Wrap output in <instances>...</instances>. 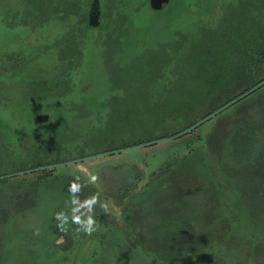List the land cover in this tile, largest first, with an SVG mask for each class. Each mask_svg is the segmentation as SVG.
<instances>
[{
	"label": "rangeland",
	"instance_id": "rangeland-1",
	"mask_svg": "<svg viewBox=\"0 0 264 264\" xmlns=\"http://www.w3.org/2000/svg\"><path fill=\"white\" fill-rule=\"evenodd\" d=\"M69 1L0 0V176L174 134L259 81L240 71L259 0H100L97 28ZM0 188L6 263L264 264V87L180 139Z\"/></svg>",
	"mask_w": 264,
	"mask_h": 264
},
{
	"label": "trees",
	"instance_id": "trees-1",
	"mask_svg": "<svg viewBox=\"0 0 264 264\" xmlns=\"http://www.w3.org/2000/svg\"><path fill=\"white\" fill-rule=\"evenodd\" d=\"M34 1V0H33ZM36 2H38V1H41V2H46V0H35ZM48 1V0H47ZM54 3H55V6H52L51 5V7H49L50 8V10H49V13H52V15L54 16L55 14H54V11H56V13H58L59 15H61V16H63V13H61V12H59L58 10H57V7L61 4V3H64L65 2V4L67 3V0H64V2H61V0H52ZM72 1H74V0H70L69 2H71L72 3ZM114 1H116L115 2V5L117 6V8H118V11L119 12H121V11H123L122 9L123 8H125V5H126V2H127V0H114ZM126 1V2H125ZM132 1V0H131ZM138 1V0H137ZM260 2H259V6L258 7H260V8H258V7H254L255 9L254 10H252V15H253V18L255 19L254 21H255V24H259L260 25V27L261 28H257V27H255V32L251 35V37H250V40L247 42V44L245 45L246 46V48H247V51H244V54H243V57L245 58V60H244V62L242 63V64H240L241 65V67H240V71H242V72H247V71H252V72H254V74H255V76H257L259 79V81L255 84V85H253L251 88H253L254 86H256L257 84H259L260 82H262L263 80H264V4H263V2H264V0H259ZM61 2V3H60ZM124 2V3H123ZM134 2V1H133ZM100 3H101V1H100ZM125 4V5H124ZM42 5H44V4H42ZM47 5V4H46ZM46 5H45V7H43V10H46V9H49L48 8V5H47V7H46ZM122 6V7H121ZM76 7H78L77 8V10H80V8L83 10V7L81 6V5H78L77 3H76ZM45 12V11H44ZM48 12V11H47ZM118 12V13H119ZM121 15H123V13H120ZM89 15V14H88ZM75 16L77 17H80V15H76L75 14ZM117 16H119L118 14L115 16V18L117 17ZM102 17H103V14H102ZM88 18H89V16H88ZM103 20V19H102ZM256 30H262V31H260V32H256ZM76 48L78 47V45L77 46H75ZM75 47H74V49L73 48H71V51H75V50H77V51H81L80 50V44H79V50L78 49H75ZM173 53H175V51H172V52H170V54L168 55V58H172V60H171V62H174L175 60V58H174V54ZM176 55V54H175ZM70 57H74V56H70ZM142 57H144L145 59L147 58V55H144V56H142ZM164 57H166V55L164 56ZM77 60H78V58H79V56H76L75 57ZM143 59V58H142ZM72 60V59H71ZM151 63H153V61L151 62ZM134 63H133V61L129 64L130 66H132ZM135 64H138L137 63V61H136V59H135ZM130 69H127L126 71H125V74H127L128 73V71H129ZM134 72H137L136 70H134ZM143 72V71H142ZM112 73V72H111ZM144 74H145V71L143 72ZM148 73V72H147ZM146 73V74H147ZM138 74H140L139 72H138ZM113 75V74H112ZM223 85H225L224 83H223ZM151 87V86H150ZM251 88H249L248 90H250ZM248 90H246L245 92H247ZM152 91H153V87H152ZM245 92H243V93H245ZM242 93V94H243ZM152 94H155V97L154 98H152V99H149L151 102H155V99H156V93L155 92H152ZM158 94V93H157ZM241 95V94H240ZM240 95H238V96H240ZM237 96V97H238ZM237 97H235V98H237ZM26 98V97H25ZM235 98H233V99H235ZM24 99V98H23ZM233 99H231V100H229L227 103H229L230 101H232ZM227 103H225V104H227ZM240 103V102H239ZM225 104H223V105H225ZM222 105V106H223ZM222 106H220V107H222ZM220 107H218L217 109H219ZM216 109V110H217ZM216 110H214V111H216ZM213 111V112H214ZM213 112H211V113H213ZM211 113H209V114H211ZM209 114H207V115H209ZM206 115V116H207ZM206 116H204V117H206ZM203 117V118H204ZM203 118H201V119H203ZM200 119V120H201ZM197 122V121H196ZM196 122H194V123H196ZM194 123H192L191 125H193ZM191 125H189L188 127H190ZM188 127H186V128H188ZM186 128H184V129H182V130H180V131H178V132H176V133H174V134H170V135H167V136H165V137H159V138H156V137H152V136H150V137H146V138H142V139H138L135 143H131V144H126V145H123V146H120V147H118V148H114V149H112V150H106V151H113V150H118V149H123V148H127V147H132V146H135V145H139V144H142V143H146V142H150V141H154V140H157V139H161V138H166V137H171V136H173V135H176V134H178V133H180L181 131H183V130H185ZM143 134H145V135H151V133H148V131L147 132H144ZM189 148V147H188ZM106 151H103V152H106ZM85 152H83L82 153V155H81V157H85L86 155H89V153H87V154H84ZM94 155L95 154H98V152H94L93 153ZM56 162H58V161H53L52 163H49V164H47V165H51V164H55ZM44 164H42V163H40V164H37V165H35V166H33V167H31V169H33V168H37V167H40V166H43ZM25 169H27V168H22V170H25ZM52 171H43V172H40L41 174L42 173H45V174H47V173H51ZM41 177H44V176H40V178ZM34 185H36V183H34ZM129 194H131V190L130 189H128L127 191H125L124 193H123V198L124 199H126L128 196H129ZM263 198H264V196H263ZM264 200V199H263ZM95 222V221H94ZM95 224H99L98 222H95ZM108 227H111V226H108ZM107 227V228H108ZM113 228V227H112ZM107 231V230H106ZM166 230H160V231H158L156 234L158 235V237H161V235H162V233L163 232H165ZM115 232V231H114ZM107 234V232H104L103 234H101V235H103V238L105 237V235ZM133 236V235H132ZM134 237V236H133ZM135 238V237H134ZM136 239V238H135ZM139 241L141 242V240L138 238V243H137V246H139V248L143 251V253H144V256L146 257V258H149L150 256L152 257V253L149 251V250H147L146 249V247L144 246V244H142V243H139ZM160 253H158L157 254V256L159 257V259L160 260H162V259H166V257L165 258H163L162 256H160L159 255ZM145 258V259H146ZM163 262V261H162ZM163 264H164V262H163Z\"/></svg>",
	"mask_w": 264,
	"mask_h": 264
},
{
	"label": "water",
	"instance_id": "water-1",
	"mask_svg": "<svg viewBox=\"0 0 264 264\" xmlns=\"http://www.w3.org/2000/svg\"><path fill=\"white\" fill-rule=\"evenodd\" d=\"M170 1L171 0H149V4H150L151 9H153L155 11H160L163 9L164 5L169 4ZM101 21H102L101 3H100V0H94L93 4L91 6V9L89 11V20H88L89 26L92 28H97L100 26ZM263 87H264V80L262 82H260L259 84H257L256 86H254L253 88H251L250 90H248L247 92H245V93L241 94L240 96H238L237 98L233 99L229 103L223 105L222 107H220L219 109H217L213 113L207 115L206 117L197 121L196 123H194L190 127L186 128L185 130H183L180 133L173 135L171 137L161 138V139H157L154 141L135 145L132 147L123 148V149L106 151V152L98 153L95 155H89V156L81 157V158L74 159V160L67 161V162L55 163V164H51V165H47V166H41V167L29 169V170L19 171V172L10 174V175L0 176V181H4V180L10 179V178L17 177V176H24L27 174H33V173H37V172L53 171V170H56L59 168L67 167V166L85 163V162H88L90 160H97V159L104 158L107 156L125 154L128 152H133V151H137V150H140L143 148H148L151 146L164 144V143L171 142L173 140L180 139L184 136H187L188 134L193 133L195 130H197L198 128H200L204 124L215 119L217 116L221 115L223 112H225L226 110L235 106L236 104H238L242 100L248 98L249 96H251L255 92L262 89ZM50 119H51L50 115H38L36 117V122L37 123H45V122L50 121Z\"/></svg>",
	"mask_w": 264,
	"mask_h": 264
},
{
	"label": "crops",
	"instance_id": "crops-1",
	"mask_svg": "<svg viewBox=\"0 0 264 264\" xmlns=\"http://www.w3.org/2000/svg\"><path fill=\"white\" fill-rule=\"evenodd\" d=\"M22 168H23V169H24V168L30 169V168H28V167H22ZM22 168H20L18 171H23ZM27 169H25V170H27ZM18 171H16V172H18ZM38 178H40V177L38 176ZM38 178H37V179H38ZM32 182H34V180H31V183H32ZM2 193H3V189L0 188V199H1V197H2ZM1 214H2V210H1V206H0V216H1ZM5 228H8V226L4 227V226H2V225L0 224V264H17V263H15V262L6 263V258L3 257V245H2V240H1V237H2V236H1V233H2V231L5 230ZM19 264H28V261L25 262V263H19Z\"/></svg>",
	"mask_w": 264,
	"mask_h": 264
},
{
	"label": "clouds",
	"instance_id": "clouds-1",
	"mask_svg": "<svg viewBox=\"0 0 264 264\" xmlns=\"http://www.w3.org/2000/svg\"><path fill=\"white\" fill-rule=\"evenodd\" d=\"M76 179L79 180V177H77ZM93 179H95V177H94ZM78 189H79V185H78L77 183L73 182V184H72V186L70 187L69 191H71V192H75V191H78ZM97 198H98V197L94 196V197L92 198V201L95 202V201L97 200ZM62 215H64V214H63V213L57 214V218H59V217L62 216ZM74 222H75V223H78L79 221H77V220L74 218ZM87 223H88V227L86 228V231H87L89 234H91V231L93 230V229H92V225H93L95 222H94L91 218H89L88 221H87ZM59 227L62 228V225H60ZM37 234H38V232H37Z\"/></svg>",
	"mask_w": 264,
	"mask_h": 264
},
{
	"label": "flooded vegetation",
	"instance_id": "flooded-vegetation-1",
	"mask_svg": "<svg viewBox=\"0 0 264 264\" xmlns=\"http://www.w3.org/2000/svg\"><path fill=\"white\" fill-rule=\"evenodd\" d=\"M28 170V169H27ZM42 180H44L42 177L41 178H38L36 181H35V183L36 184H39ZM34 184V183H33ZM31 185H32V183H31Z\"/></svg>",
	"mask_w": 264,
	"mask_h": 264
}]
</instances>
